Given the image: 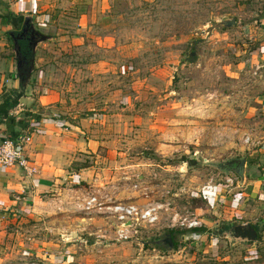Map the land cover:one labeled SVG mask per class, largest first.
<instances>
[{
  "label": "rangeland",
  "instance_id": "obj_1",
  "mask_svg": "<svg viewBox=\"0 0 264 264\" xmlns=\"http://www.w3.org/2000/svg\"><path fill=\"white\" fill-rule=\"evenodd\" d=\"M34 16L51 40L33 53L24 89L9 43L15 115L78 124L90 182L18 215L0 249L29 246L52 264H264V201L234 203L232 172L242 158L255 164L263 141L264 0H47ZM89 196L169 205L119 241L114 218L76 208ZM239 222L259 225L256 243H235L227 226ZM170 231L173 251L155 243Z\"/></svg>",
  "mask_w": 264,
  "mask_h": 264
},
{
  "label": "crops",
  "instance_id": "obj_2",
  "mask_svg": "<svg viewBox=\"0 0 264 264\" xmlns=\"http://www.w3.org/2000/svg\"><path fill=\"white\" fill-rule=\"evenodd\" d=\"M46 1L17 0L9 3L8 0H0V108L6 106L5 100L11 92L7 89L11 78H16L15 58L12 56L13 51L9 49V43H12L11 36L22 27L27 18L33 24L36 18L34 12ZM12 28L14 31H10ZM17 101V104L8 110V115L15 120H4V124L0 126V140L5 136L28 137L25 155L28 157L32 173L16 166L0 167V236L8 235L5 230L7 224L17 222V218L21 216L33 218L39 215L43 209L48 208L50 200L67 189L66 186L72 188L80 183L90 182L92 168L79 165V162L89 158L87 153L91 152L89 149L91 147L79 134L82 129L78 124L54 115L53 118L43 117L39 122L32 119L29 128L24 129L17 124L22 119L15 115L20 105L19 100ZM262 104L264 110V99ZM262 137V145L257 155H254L257 162L252 166L249 162L246 164L244 181L237 187L240 191L234 194L236 204L244 203L247 200L246 194L264 201V131ZM74 165L77 168H74ZM1 249L0 253L8 251V256L4 258L0 256V264L32 262V256H37L33 261L38 264H52L51 255L47 257L45 253H40L41 250L34 251L29 246L17 248V245L13 244ZM14 254L18 259L16 257L14 262L8 261Z\"/></svg>",
  "mask_w": 264,
  "mask_h": 264
},
{
  "label": "built area",
  "instance_id": "obj_3",
  "mask_svg": "<svg viewBox=\"0 0 264 264\" xmlns=\"http://www.w3.org/2000/svg\"><path fill=\"white\" fill-rule=\"evenodd\" d=\"M17 0H8L9 3H14ZM258 69L260 66L257 67ZM27 136L12 137L5 136L0 140V167H19L28 173H32L29 166L28 157L25 155V145L28 142ZM249 140V138H248ZM236 178L228 177L227 182L235 183ZM238 183V182H237ZM239 185V184H238ZM169 204L158 205L151 204L146 209L139 210L138 207L131 205L125 206L123 204H109L101 201L97 196H89L87 200L76 206L77 209L86 212L87 214H102L110 216L108 218L115 219L116 234L119 241H129L133 238L136 232V224L140 221L147 224H155L159 221L160 210ZM62 209V207L60 208ZM117 220V222H116ZM200 224H191L189 228L199 226ZM20 264H38V262H22Z\"/></svg>",
  "mask_w": 264,
  "mask_h": 264
},
{
  "label": "water",
  "instance_id": "obj_4",
  "mask_svg": "<svg viewBox=\"0 0 264 264\" xmlns=\"http://www.w3.org/2000/svg\"><path fill=\"white\" fill-rule=\"evenodd\" d=\"M31 20L29 18L26 19L25 23H24V30H23V34L27 31V27L30 26L31 30H32V50L35 53L36 52V48L38 47V45L42 42H46L51 40L50 36L44 35L42 33H40L39 31H37L34 27L33 24L30 23ZM236 24V20H230V21H226L224 23H222L221 25L223 27L226 28H231ZM13 35V34H12ZM15 54L17 55V52H15ZM192 56H195V53H192ZM20 65V64H19ZM34 66V62H32L31 68L29 70L28 73V78L27 80L30 79L31 77V72ZM18 70V68H17ZM245 166H246V159L242 158L238 161V164L234 167V169L232 170V172H234L238 178H240V184L243 183L244 178H245ZM232 237L233 240L235 241L236 244L239 243H256L258 241V233L257 231L253 228L252 225L250 224H244V223H237L232 230L229 232ZM169 245H170V250L173 251L174 250V244L172 241V238L169 239Z\"/></svg>",
  "mask_w": 264,
  "mask_h": 264
},
{
  "label": "trees",
  "instance_id": "obj_5",
  "mask_svg": "<svg viewBox=\"0 0 264 264\" xmlns=\"http://www.w3.org/2000/svg\"><path fill=\"white\" fill-rule=\"evenodd\" d=\"M26 21V20H25ZM25 21L22 23V26L24 25ZM14 34L16 35L17 32H14ZM13 44H14V41L13 39L11 38L10 39ZM15 47V45H14ZM33 50H32V47L30 46L29 44V41L26 40V39H21V40H18V45H17V54L18 56L15 55L16 57V61H17V64H19V62L22 63V67L20 69H18V75H17V78L18 80H20V84H21V88L24 89L25 88V83H26V80H27V75H28V72L31 68V65H32V59L34 57V54H33ZM12 93H14L13 95H9V97L5 100V104L6 106L0 108V126L2 124H4V120L5 119H9V120H15L14 117H11L8 115V110L12 107V106H15L18 102V96L15 97L19 92L17 90L13 91ZM7 113V114H6ZM35 116V115H34ZM32 117L34 120H36V122H39L40 118L35 116V117ZM29 123H30V120H26V119H21L18 121V125H21L22 127H24V129L26 128H29ZM228 229H231L233 228L232 226H227ZM253 228L257 231V233H259V225H253ZM171 234V237L173 239V242H174V247L176 248L177 245H176V238H175V232L173 231H170L169 232Z\"/></svg>",
  "mask_w": 264,
  "mask_h": 264
},
{
  "label": "flooded vegetation",
  "instance_id": "obj_6",
  "mask_svg": "<svg viewBox=\"0 0 264 264\" xmlns=\"http://www.w3.org/2000/svg\"><path fill=\"white\" fill-rule=\"evenodd\" d=\"M23 30H24V26H22L20 29H18L17 31V34L15 35L13 33V35L11 36L13 41H14V45H15V52H17V45H18V40H21V39H26L29 41V44L30 46L32 47L31 43H32V40H31V37H32V30H31V27L28 26L27 27V31L23 34ZM16 55V54H15ZM18 56V54L16 55ZM20 64V65H19ZM19 64H17V68L20 69L22 67V63L19 62ZM232 230V228L229 230V232ZM172 238L171 237V234L169 232H166L164 233L162 236H160V238L158 237V239L155 241V243L161 247H165L167 249H170V245H169V239ZM173 241V239H172ZM150 244V242H149ZM174 244V242H173ZM174 247V246H173Z\"/></svg>",
  "mask_w": 264,
  "mask_h": 264
}]
</instances>
